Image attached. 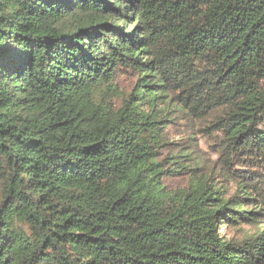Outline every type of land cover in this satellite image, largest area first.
<instances>
[{"label":"trees","instance_id":"1","mask_svg":"<svg viewBox=\"0 0 264 264\" xmlns=\"http://www.w3.org/2000/svg\"><path fill=\"white\" fill-rule=\"evenodd\" d=\"M204 116L264 167V0H0V264H264V182L166 137Z\"/></svg>","mask_w":264,"mask_h":264},{"label":"rangeland","instance_id":"2","mask_svg":"<svg viewBox=\"0 0 264 264\" xmlns=\"http://www.w3.org/2000/svg\"><path fill=\"white\" fill-rule=\"evenodd\" d=\"M117 83L119 84L118 89L120 91L129 92L132 88V78L128 75H120ZM181 118L173 121L171 126L167 128L166 137L171 142H176L192 136L196 158L202 170L210 171L213 167L219 169L224 164V167L232 168L236 176H239L238 179L254 178L258 182H264V167L262 163L252 161L246 157L239 159L233 156L227 161H224L225 159L222 158L220 159L219 145L223 134L218 128L210 127L213 124L215 116H204L202 119L192 121L183 117ZM162 154H168V150L165 149ZM187 180L184 175H173L166 178V183L170 188H183L187 185ZM252 182L254 183V181ZM216 183L224 186V190L228 191L227 196L235 193L236 185L234 180H228L224 176H219L216 178ZM253 230L251 226L243 225L241 227H231L227 233L230 236L237 235L238 237ZM220 231H224L223 226H220Z\"/></svg>","mask_w":264,"mask_h":264}]
</instances>
